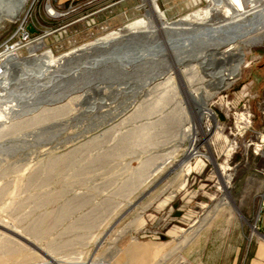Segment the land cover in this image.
<instances>
[{
	"label": "rangeland",
	"instance_id": "374dc122",
	"mask_svg": "<svg viewBox=\"0 0 264 264\" xmlns=\"http://www.w3.org/2000/svg\"><path fill=\"white\" fill-rule=\"evenodd\" d=\"M119 1L82 9L76 0V12L46 19L47 0H40L28 20L35 19L33 36L50 34L42 47L16 51L18 57L58 58L107 37H128L131 25H147L155 8L159 23L168 25L226 18L222 8L200 22L211 0L174 18L159 0L112 9ZM30 2L15 21L0 22V46L16 39ZM70 2L51 5L64 13ZM140 33L131 39L136 46L167 38ZM209 42L159 50L150 63L111 67L106 76L96 69L71 76L105 52L82 55L56 69L52 89L53 69L43 87L20 85L19 93L31 92L30 104L3 111L1 98L0 264H55L50 257L60 264H116L129 244L149 241L163 243L154 264H231L244 255L246 237L249 248L264 244L258 229L264 157L257 153L264 137V36L243 44L244 63L229 85L216 79L213 60L221 54ZM188 78L196 99L184 86Z\"/></svg>",
	"mask_w": 264,
	"mask_h": 264
},
{
	"label": "bare ground",
	"instance_id": "6f19581e",
	"mask_svg": "<svg viewBox=\"0 0 264 264\" xmlns=\"http://www.w3.org/2000/svg\"><path fill=\"white\" fill-rule=\"evenodd\" d=\"M26 1L27 0H0V22L4 20L10 22L15 21L18 18ZM243 1L244 0H211L212 6L203 11L202 15H199V18L202 19L200 22L204 23L203 21L206 20L205 17L209 18L212 13L217 12L222 8L225 11L226 18L219 24L205 23L201 26L194 25L193 20L188 17L181 19L174 24L168 25L166 23H159L158 20L160 19V16L158 10L155 8L154 11L148 12L147 14V25H140L139 23H134L133 25H131L132 27L128 37H107L97 42L90 43L69 54H64L63 56L58 58H53L51 57V55L33 56L31 58H19L16 53V48L2 49V51H0V100L1 98H5L6 103L5 107H3L2 109L3 111H12L18 106V103L20 102L26 104L31 103L30 100H32L33 98V96L30 94L31 92L29 94L27 93L28 91L26 92V94H24L23 92L19 93L20 85L27 89L28 87L33 86L34 88L43 87L45 85L42 84V86L40 84L41 79H44V76L47 73L49 74L51 69H53L52 72L54 73L57 71L56 69H59L62 66L64 67L65 63L68 60L72 58L77 59L82 55H92V53L97 51L103 53H112L114 50H117L119 48L120 43L133 42L131 41V39L137 37L140 32V34L143 33L152 36L163 33L167 38H165V42L154 44L143 43V45L141 44L142 46H146L143 47V49H138L134 56L131 57L132 60L125 62L124 67H122V62H117L121 64L119 65V67L115 66V68L124 70L128 65L134 64L136 62L138 63L140 61L144 62V64L147 62L150 63L151 61H153V55H156L159 50H171L175 48L176 45H179L183 49H189L188 47L190 46L192 41L199 40L200 42L205 44L210 43L209 41H211V45H215V48L213 49L219 51L221 54V57L213 60V62L217 61L218 63V69L215 71L216 79L218 80V83L220 85H229L239 75L241 67L244 63L243 44H255L256 42H260L264 36V0H249V2H247V6ZM52 13L56 14L54 11H52ZM33 44H29L33 45L32 51L43 46V43L40 41H36ZM220 44H224L223 49H220ZM78 53L79 55H77ZM72 54H74L75 56H72ZM149 56H152V58ZM199 59L201 61H204L206 60V57L200 55ZM98 60L99 59L94 58L90 62L86 63L93 66L100 63L98 62ZM30 61L35 64H31L29 66L28 62ZM83 69L84 67L77 66L71 71L70 75L75 76L77 72ZM171 70H173V68ZM59 76L60 70L51 76L52 81L50 80L51 85L48 84L49 88H53L54 82ZM30 77H32V79H29ZM188 82L189 78L188 81L184 84V86L186 85L185 87L187 88ZM48 87L46 86L45 88ZM187 88L186 90L188 95L192 99H196L198 97L197 92ZM41 92L42 91H40L39 93ZM40 97L35 96L34 101L36 103H40ZM14 100H16L17 103ZM201 113L207 115L210 114L211 116L213 115L212 112L205 107H203ZM260 143L261 144L259 145V150L264 148V137L263 139H261ZM196 148L197 145L193 143L190 153L188 154H192V152L196 150ZM207 158L211 161H214L212 155H208ZM226 200L228 203L230 200L229 196ZM50 258L53 263L60 264L59 261L55 258Z\"/></svg>",
	"mask_w": 264,
	"mask_h": 264
},
{
	"label": "crops",
	"instance_id": "0c3cea01",
	"mask_svg": "<svg viewBox=\"0 0 264 264\" xmlns=\"http://www.w3.org/2000/svg\"><path fill=\"white\" fill-rule=\"evenodd\" d=\"M59 3H66L69 0H57ZM108 0H79L80 6L83 8L90 9L92 6H101L102 4H106ZM129 0H122L116 2L113 8L120 4H125ZM199 0H159L160 5L164 9L165 13L171 17H178L180 15L185 14L196 6ZM103 7V6H101ZM100 7V8H101ZM111 9V10H112ZM104 8L99 10V12H104ZM106 12V11H105ZM108 12V11H107ZM110 12V11H109ZM97 13V12H96ZM127 14V13H126ZM103 15V14H102ZM124 15V14H123ZM121 20L120 16L115 20ZM116 23V22H115ZM261 205V204H260ZM260 221L258 220L259 227L261 229V235L264 236V212H261ZM250 244H252V240L246 237L244 242V255L240 256V260L238 259L231 264H264V244L256 241L253 247L249 248ZM163 246V243L158 242H133L129 244L117 257L116 264H154L156 256L160 254V248Z\"/></svg>",
	"mask_w": 264,
	"mask_h": 264
},
{
	"label": "built area",
	"instance_id": "2783aa9c",
	"mask_svg": "<svg viewBox=\"0 0 264 264\" xmlns=\"http://www.w3.org/2000/svg\"><path fill=\"white\" fill-rule=\"evenodd\" d=\"M75 1L76 0H71V2L69 3V8L67 9L66 12H60L56 7H53L51 5L52 0H47V16L46 19H55L61 16L66 15L67 13H73L76 12V10H78L80 8L79 5H75ZM40 0H31L30 5L27 7V9L25 10L24 16L22 19H19V26L16 30V33L13 34L12 37H16L15 40H10V41H6L3 44H1L0 46V51H2V49H6V48H16V51L21 52L22 49H27L29 48V44H33L36 41H43V38H45L46 36H48L50 33H44L43 35H38V36H33V32L31 31V29L34 27L35 24H33V20L32 22H30L28 20L29 16L31 15L32 12L36 13L37 9H36V5L37 3H39ZM40 8V7H39ZM54 11L56 14H53L52 11ZM90 15V14H89ZM87 17L86 16H81L79 19H77V21H81L83 19H85ZM44 20V17H41ZM37 19V18H36ZM41 22L37 20V24H40ZM35 28V27H34ZM35 31V30H34ZM262 150V149H261ZM257 153L260 154L259 156L261 158L264 157V151H260L257 150ZM261 171L263 172L264 170L261 169ZM261 205H264V196L262 197V201L260 202Z\"/></svg>",
	"mask_w": 264,
	"mask_h": 264
},
{
	"label": "water",
	"instance_id": "95a60500",
	"mask_svg": "<svg viewBox=\"0 0 264 264\" xmlns=\"http://www.w3.org/2000/svg\"><path fill=\"white\" fill-rule=\"evenodd\" d=\"M31 31H33V29H31ZM142 45L139 44L138 46H136L132 42L120 43L119 48L117 50H114L112 53L111 52L110 53L105 52L103 56L98 57L97 59H99L98 60V62H100L99 64L93 65V66L92 65H86L82 71L90 72V70L96 69V70H99L101 72L103 71L102 72L103 75L106 76V74H108V72H109V68H111V67L115 68V66L119 67V65L121 63H117V62H122L123 66L122 65L121 66L124 67L125 62L132 60L131 57L134 56V54L138 51V49L139 50L143 49V47L146 46V45L145 46H142ZM176 46H179V45H176Z\"/></svg>",
	"mask_w": 264,
	"mask_h": 264
},
{
	"label": "trees",
	"instance_id": "16d2710c",
	"mask_svg": "<svg viewBox=\"0 0 264 264\" xmlns=\"http://www.w3.org/2000/svg\"><path fill=\"white\" fill-rule=\"evenodd\" d=\"M259 231H261L260 227H258Z\"/></svg>",
	"mask_w": 264,
	"mask_h": 264
}]
</instances>
